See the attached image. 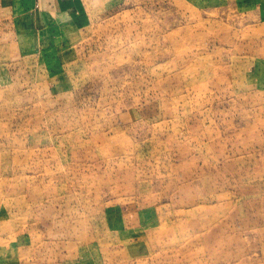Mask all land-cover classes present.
I'll return each mask as SVG.
<instances>
[{"label":"rangeland","instance_id":"rangeland-1","mask_svg":"<svg viewBox=\"0 0 264 264\" xmlns=\"http://www.w3.org/2000/svg\"><path fill=\"white\" fill-rule=\"evenodd\" d=\"M0 264H264V0H0Z\"/></svg>","mask_w":264,"mask_h":264},{"label":"crops","instance_id":"crops-1","mask_svg":"<svg viewBox=\"0 0 264 264\" xmlns=\"http://www.w3.org/2000/svg\"><path fill=\"white\" fill-rule=\"evenodd\" d=\"M40 5L43 6V4L40 2Z\"/></svg>","mask_w":264,"mask_h":264}]
</instances>
